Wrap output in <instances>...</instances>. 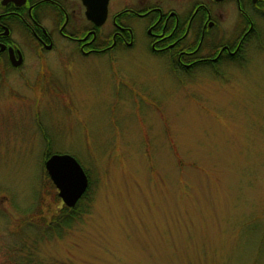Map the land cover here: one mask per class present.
<instances>
[{
  "label": "rangeland",
  "instance_id": "374dc122",
  "mask_svg": "<svg viewBox=\"0 0 264 264\" xmlns=\"http://www.w3.org/2000/svg\"><path fill=\"white\" fill-rule=\"evenodd\" d=\"M20 48L23 65L0 69V264H23L27 236L42 264H264V47L192 79L142 42ZM49 152L88 178L90 209L69 227H55L67 210Z\"/></svg>",
  "mask_w": 264,
  "mask_h": 264
},
{
  "label": "flooded vegetation",
  "instance_id": "af4514ba",
  "mask_svg": "<svg viewBox=\"0 0 264 264\" xmlns=\"http://www.w3.org/2000/svg\"><path fill=\"white\" fill-rule=\"evenodd\" d=\"M103 2L87 0L91 13H101ZM104 6L98 24L83 0H0V69L23 65V41L40 53L66 44L83 56L117 54L142 42L170 74L222 78L229 66L251 60L250 49L264 47V0H106Z\"/></svg>",
  "mask_w": 264,
  "mask_h": 264
},
{
  "label": "water",
  "instance_id": "95a60500",
  "mask_svg": "<svg viewBox=\"0 0 264 264\" xmlns=\"http://www.w3.org/2000/svg\"><path fill=\"white\" fill-rule=\"evenodd\" d=\"M87 4L86 15L98 24L105 18V2L101 13L93 14L88 6L87 0H83ZM14 62V64H18ZM44 170L49 179L57 189V195L66 207H73L88 187L87 175L75 157L67 153H53L44 160Z\"/></svg>",
  "mask_w": 264,
  "mask_h": 264
},
{
  "label": "trees",
  "instance_id": "16d2710c",
  "mask_svg": "<svg viewBox=\"0 0 264 264\" xmlns=\"http://www.w3.org/2000/svg\"><path fill=\"white\" fill-rule=\"evenodd\" d=\"M54 153V152H53ZM52 154V152H49L46 156ZM47 175V174H46ZM48 177V176H47ZM91 206V198L88 196V193L85 192L81 198L77 201L75 206L69 208L65 206V209L67 210L66 217L64 220L61 219V217H56L55 227L57 226H66L69 227L73 222L77 220L83 213H87ZM65 216V215H64ZM35 240L29 238L28 236L25 238H22L20 240V243L17 246V249L24 253L25 255V261H23V264H42L39 262L36 258L35 253ZM52 264H68L67 262L60 261V262H53Z\"/></svg>",
  "mask_w": 264,
  "mask_h": 264
}]
</instances>
